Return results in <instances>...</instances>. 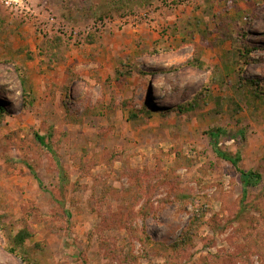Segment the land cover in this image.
Segmentation results:
<instances>
[{
    "label": "rangeland",
    "instance_id": "1",
    "mask_svg": "<svg viewBox=\"0 0 264 264\" xmlns=\"http://www.w3.org/2000/svg\"><path fill=\"white\" fill-rule=\"evenodd\" d=\"M0 106V264H264V0H0Z\"/></svg>",
    "mask_w": 264,
    "mask_h": 264
},
{
    "label": "trees",
    "instance_id": "2",
    "mask_svg": "<svg viewBox=\"0 0 264 264\" xmlns=\"http://www.w3.org/2000/svg\"><path fill=\"white\" fill-rule=\"evenodd\" d=\"M57 40L58 41L56 43L60 44L61 39H57ZM238 52L240 53V57L247 58L245 53H242L241 51H238ZM58 58H59V54L54 51L53 54L51 55V60L56 62L58 60ZM255 95L260 97L263 95V93L259 92L258 89L255 88ZM4 111H5L4 108L0 106V115H2ZM154 112L159 113V110H155V111H153V113ZM149 115H152V112H150ZM220 132H221L220 130H217L216 132L211 133V138L213 139L215 144H217V138L219 137ZM40 141L44 142V139H40ZM43 144H45V143H43ZM216 146L217 145H215V153L219 156V158L223 159L224 161L231 163L235 168L238 169V171L240 173V180H241V183L243 186V199H246L247 194L249 192V189L257 187L260 184H262L264 182V176L259 172H254V171L246 172L244 170L239 169V164L241 162L240 153H238L236 155L228 154V153L222 152ZM63 180L66 181V178L64 177ZM30 238H31L30 231L23 230V231L19 232L14 237V240H13L14 245L10 249V253L20 256L21 260L25 264H30V259H27L24 257L25 254H27V251L24 248L25 242Z\"/></svg>",
    "mask_w": 264,
    "mask_h": 264
},
{
    "label": "built area",
    "instance_id": "3",
    "mask_svg": "<svg viewBox=\"0 0 264 264\" xmlns=\"http://www.w3.org/2000/svg\"><path fill=\"white\" fill-rule=\"evenodd\" d=\"M102 23H100L99 25H101ZM106 26L108 25V27H109V24H107V23H104ZM102 26V25H101ZM107 28V27H106Z\"/></svg>",
    "mask_w": 264,
    "mask_h": 264
}]
</instances>
